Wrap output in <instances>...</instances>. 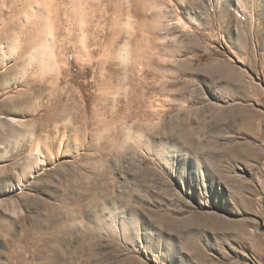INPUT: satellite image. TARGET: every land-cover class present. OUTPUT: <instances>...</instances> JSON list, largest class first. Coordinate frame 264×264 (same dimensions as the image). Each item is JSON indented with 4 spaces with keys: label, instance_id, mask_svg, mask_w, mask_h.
Wrapping results in <instances>:
<instances>
[{
    "label": "rangeland",
    "instance_id": "rangeland-1",
    "mask_svg": "<svg viewBox=\"0 0 264 264\" xmlns=\"http://www.w3.org/2000/svg\"><path fill=\"white\" fill-rule=\"evenodd\" d=\"M0 264H264V0H0Z\"/></svg>",
    "mask_w": 264,
    "mask_h": 264
},
{
    "label": "bare ground",
    "instance_id": "bare-ground-1",
    "mask_svg": "<svg viewBox=\"0 0 264 264\" xmlns=\"http://www.w3.org/2000/svg\"><path fill=\"white\" fill-rule=\"evenodd\" d=\"M240 7V6H239ZM144 52H145V50H144ZM142 55V54H141ZM143 58L144 57H142V56H139L138 58H137V60H136V62L134 61V64H136V66H134V67H137V71L139 70V73H138V75H140V76H142L143 74H144V72H145V67H144V60H143ZM143 60V61H142Z\"/></svg>",
    "mask_w": 264,
    "mask_h": 264
}]
</instances>
